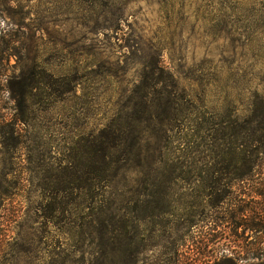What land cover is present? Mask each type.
<instances>
[{
	"label": "rangeland",
	"instance_id": "1",
	"mask_svg": "<svg viewBox=\"0 0 264 264\" xmlns=\"http://www.w3.org/2000/svg\"><path fill=\"white\" fill-rule=\"evenodd\" d=\"M119 114L143 169L59 185ZM263 125L264 0H0V264L264 262Z\"/></svg>",
	"mask_w": 264,
	"mask_h": 264
},
{
	"label": "trees",
	"instance_id": "2",
	"mask_svg": "<svg viewBox=\"0 0 264 264\" xmlns=\"http://www.w3.org/2000/svg\"><path fill=\"white\" fill-rule=\"evenodd\" d=\"M153 70L162 72L163 68L160 66V59L157 58L156 62L152 64ZM146 105V104H145ZM136 109V105H134ZM139 113V112H138ZM152 118L148 116L146 119L139 120L135 116L131 117V120L138 122H146ZM130 119V118H128ZM115 124L114 128L105 127L92 141L91 149H77V153L70 163L69 167H65L63 174L58 178V183L65 189L68 186L78 187L82 182L81 171L85 168H90L94 173V180L98 184L104 177H109V174L113 170H120L124 168L123 162L131 161L134 157L135 151L137 152V161L135 162L137 171L143 169L142 161L139 160V148L142 138H140L128 125L122 123V117L120 114L113 120ZM111 124V125H112ZM110 125V126H111ZM251 145L255 143V147L252 151H246L243 146L236 150L229 148L222 154V160L220 162L221 170L231 172H244L242 175H235V179H241L243 176L253 177L256 174L260 175L264 173V125L261 127H253L250 130ZM262 145V146H261ZM251 148V147H250ZM252 152V153H251ZM117 165V166H116ZM153 168H151L152 170ZM263 197L262 194H260ZM79 206V205H78ZM263 207V206H261ZM239 211L246 210L247 206H239ZM253 222L247 226L248 229L257 233H264V208H259L257 212L252 211ZM253 252H258L264 246V239H258L251 245ZM241 251L243 246H237ZM77 262V261H76ZM63 264H69L68 261ZM90 264V263H89ZM104 264V263H103ZM106 264V262H105ZM258 264H264L258 263Z\"/></svg>",
	"mask_w": 264,
	"mask_h": 264
}]
</instances>
